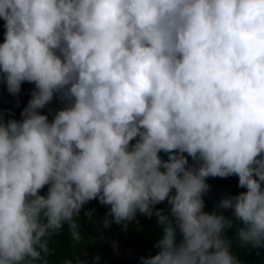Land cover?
Listing matches in <instances>:
<instances>
[{
    "label": "clouds",
    "instance_id": "obj_1",
    "mask_svg": "<svg viewBox=\"0 0 264 264\" xmlns=\"http://www.w3.org/2000/svg\"><path fill=\"white\" fill-rule=\"evenodd\" d=\"M0 18V79L35 84L22 119L0 116V264H49L65 226L79 244L93 199L104 228L157 217L139 264H242L233 218L264 248V0H0ZM232 175L231 217L204 211L207 178Z\"/></svg>",
    "mask_w": 264,
    "mask_h": 264
},
{
    "label": "trees",
    "instance_id": "obj_2",
    "mask_svg": "<svg viewBox=\"0 0 264 264\" xmlns=\"http://www.w3.org/2000/svg\"><path fill=\"white\" fill-rule=\"evenodd\" d=\"M3 25L4 21L0 18V43L4 41L5 28ZM34 87V82H22L20 93L13 96L7 91L3 80L0 79V116L4 121L10 118L22 119L20 113L31 99ZM66 103L67 101L62 102L58 95H54L53 100L39 111L41 114L47 115L51 121L55 112L65 107ZM158 155L166 158V154L163 152ZM189 161L191 162V158ZM238 179L236 175L227 178H207L206 182L211 187L203 195L205 202L203 210L209 213L216 210L222 212L226 217H231L230 209H219L217 205L222 199L246 191L245 188L238 186ZM47 187L45 185L40 190L42 194L47 191ZM109 207L100 204L96 199L84 204L76 218L83 237L82 241L74 246L66 226L59 233H54L50 237L49 255L45 257L49 264H62L65 259L75 260L76 258L87 259L88 264H93V258L97 256L99 260L95 264H139L141 256L155 255L158 249L154 245L161 238L163 229V226L158 223L157 217L155 215L149 217L137 212L131 221L126 222V226L124 222L121 224L112 222L109 227L104 228L102 220ZM168 207L167 201L156 205L157 209H167ZM240 226L239 222L233 218V226L227 228L223 233L224 237L230 241L231 251L241 260L242 264H264V248L241 246L236 235V229ZM113 244L116 245L115 248ZM82 252L87 254L86 257L81 255Z\"/></svg>",
    "mask_w": 264,
    "mask_h": 264
}]
</instances>
